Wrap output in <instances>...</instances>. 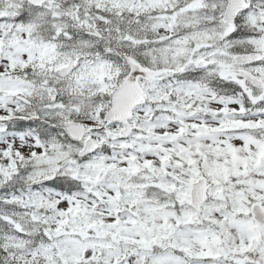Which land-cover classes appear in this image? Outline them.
I'll use <instances>...</instances> for the list:
<instances>
[{"label":"snow or ice","instance_id":"snow-or-ice-1","mask_svg":"<svg viewBox=\"0 0 264 264\" xmlns=\"http://www.w3.org/2000/svg\"><path fill=\"white\" fill-rule=\"evenodd\" d=\"M0 264H264V0H0Z\"/></svg>","mask_w":264,"mask_h":264}]
</instances>
